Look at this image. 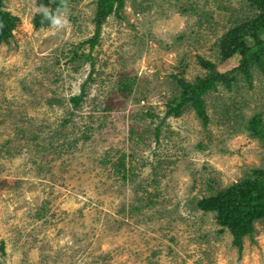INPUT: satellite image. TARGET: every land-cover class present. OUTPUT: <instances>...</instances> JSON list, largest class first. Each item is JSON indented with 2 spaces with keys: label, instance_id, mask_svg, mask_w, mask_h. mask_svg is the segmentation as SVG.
Segmentation results:
<instances>
[{
  "label": "rangeland",
  "instance_id": "374dc122",
  "mask_svg": "<svg viewBox=\"0 0 264 264\" xmlns=\"http://www.w3.org/2000/svg\"><path fill=\"white\" fill-rule=\"evenodd\" d=\"M54 2L2 1L0 263L264 264V220L238 252L196 204L264 170V64L250 55L249 85L218 48L262 1L123 0L92 50L97 0H68L47 23ZM210 70L234 79L203 95L206 126L189 104L160 124L176 79Z\"/></svg>",
  "mask_w": 264,
  "mask_h": 264
},
{
  "label": "trees",
  "instance_id": "16d2710c",
  "mask_svg": "<svg viewBox=\"0 0 264 264\" xmlns=\"http://www.w3.org/2000/svg\"><path fill=\"white\" fill-rule=\"evenodd\" d=\"M2 1L0 0V44L11 36V29L7 25L11 18L1 10ZM261 1V14L255 19L245 21L228 31L218 45L220 57L223 61L232 58L235 54L240 56L235 71L242 75L249 85L251 84V75L247 68V60L250 55L255 56V62L260 66L264 64V0ZM67 2L68 0H55L50 12L45 16L46 22L48 23L51 18L58 16ZM123 4V0H97L93 18L94 33L87 41L90 50L98 42L103 22L111 14L120 12ZM247 37H252L253 41H255L253 49H242L244 39ZM252 50H254L253 53H251ZM199 61L204 67L212 68L211 63L201 59ZM233 79L234 77L231 76L230 72L219 73L215 70H210L208 75L198 79L194 84H188L182 79H176L177 85L182 91L179 102L176 106H172L171 103L168 104V109L160 124L168 117H178L183 106L189 104L202 125L206 126L208 116L203 95L215 89L217 84H222L227 89H230ZM82 98L83 89H81L80 95L70 99L72 106L76 107L79 105ZM254 175H256V180L252 185L234 186L225 192L216 193L215 196L204 197L196 203L197 208L203 212H215L219 225L230 228L233 245L238 249V252L243 248V238L250 237L253 234V223L256 220H264V191L256 190V188H264V170H256Z\"/></svg>",
  "mask_w": 264,
  "mask_h": 264
}]
</instances>
